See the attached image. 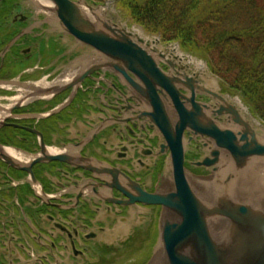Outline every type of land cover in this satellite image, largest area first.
Returning <instances> with one entry per match:
<instances>
[{
    "label": "water",
    "instance_id": "water-1",
    "mask_svg": "<svg viewBox=\"0 0 264 264\" xmlns=\"http://www.w3.org/2000/svg\"><path fill=\"white\" fill-rule=\"evenodd\" d=\"M32 1L49 8L65 39L90 48L63 88L82 89L87 78L102 76L96 88L116 102L117 94L124 97L105 124L130 122L143 165L164 156L154 190L78 154H45L34 162L61 159L92 169L126 197L109 200L136 212L160 205L159 239L145 264H264V121L238 93L212 82L210 67L182 52L179 42L142 33L108 8L110 0Z\"/></svg>",
    "mask_w": 264,
    "mask_h": 264
},
{
    "label": "flooded vegetation",
    "instance_id": "flooded-vegetation-1",
    "mask_svg": "<svg viewBox=\"0 0 264 264\" xmlns=\"http://www.w3.org/2000/svg\"><path fill=\"white\" fill-rule=\"evenodd\" d=\"M89 49L62 36L49 8L32 0H0V155L30 169L0 156V264H98L103 254L128 248L132 253L123 263L143 264L149 257L144 249L153 251L157 243L160 206H150L158 218L148 233L135 223L129 234L109 241L115 223L121 228L142 211L109 200L126 197L104 186L92 169L61 159L34 162L45 154H78L156 188L164 156L143 165L140 136L131 133L130 122L105 124L119 112L112 105L124 97L117 94L116 102L96 88L104 84L102 76L99 82L87 78L82 89L63 88L85 65L81 57ZM79 190L85 194L78 196ZM143 232L141 246L136 243Z\"/></svg>",
    "mask_w": 264,
    "mask_h": 264
},
{
    "label": "trees",
    "instance_id": "trees-1",
    "mask_svg": "<svg viewBox=\"0 0 264 264\" xmlns=\"http://www.w3.org/2000/svg\"><path fill=\"white\" fill-rule=\"evenodd\" d=\"M101 1V0H99ZM131 22L207 60L264 121V0H119Z\"/></svg>",
    "mask_w": 264,
    "mask_h": 264
},
{
    "label": "rangeland",
    "instance_id": "rangeland-1",
    "mask_svg": "<svg viewBox=\"0 0 264 264\" xmlns=\"http://www.w3.org/2000/svg\"><path fill=\"white\" fill-rule=\"evenodd\" d=\"M118 1L119 0H110L111 3H110V6L108 8L111 9V10H114V9L118 10L122 18H124L125 20L127 19V21L131 25L139 28L142 33L144 32V33H146V34H148V35H150L152 37H158L159 34L148 33L139 24L134 23V22H131L129 20V18L126 17L125 11L118 4ZM179 48L181 49L182 52H187L185 49L181 48L180 46H179ZM194 57H195L196 60L201 61V62L207 64L206 60H204L202 57L200 58L199 56H195V55H194ZM209 74H210V77H211L210 79L212 80V82H214L215 84L217 82V84H219V78L215 77L211 72H209ZM143 210L144 211L142 212L141 216H138V218H137L136 221L135 220L134 221L131 220V222H130L129 221L130 219L127 218V224L124 223L125 225L124 226H121V228L120 227L115 228L116 227L115 226L116 223H115L114 226H113L114 228L111 229L110 230V233L107 235L108 240L109 241H114L116 238L122 237L123 234H125V233L126 234L127 233L129 234L130 230L132 229V226L135 227L133 225L135 223H137V227L138 226L139 227L141 226V228H143V230H147L149 228L148 226L150 225V223L154 224L156 222V219L158 217H153L152 216L153 215V213H152L153 212V209L151 207H145ZM131 224H132V226H131ZM148 231H149V229L146 232L148 233ZM146 232H143L142 234L138 235L140 238L137 237L138 240H137V243L136 244H139V242H140V245L142 246L145 243L143 241L147 238V233ZM124 248H126V247H124ZM126 250H129V248L128 249H122L120 251H115V252L112 251V252L108 253L107 256L105 254H103V258H101L99 261H97V263L98 264H105V262H107L106 264H109V263L110 264H118V262L121 260L119 264H124L122 260L125 259V258H127V257H129V256H131L130 253H132L131 251H128L127 252ZM152 252L153 251H149V246H146V248L144 249V251H143L142 254H143V256L147 257V256H151V253ZM126 255H127V257H126ZM104 258H108V259L106 261H104ZM116 259H117V261H116Z\"/></svg>",
    "mask_w": 264,
    "mask_h": 264
},
{
    "label": "bare ground",
    "instance_id": "bare-ground-1",
    "mask_svg": "<svg viewBox=\"0 0 264 264\" xmlns=\"http://www.w3.org/2000/svg\"><path fill=\"white\" fill-rule=\"evenodd\" d=\"M198 64H199V62H198ZM18 98H20V94H18L17 96H15V98L13 100L15 101Z\"/></svg>",
    "mask_w": 264,
    "mask_h": 264
}]
</instances>
